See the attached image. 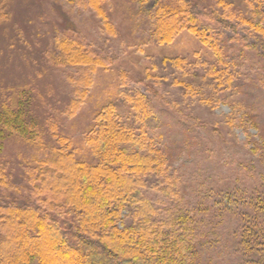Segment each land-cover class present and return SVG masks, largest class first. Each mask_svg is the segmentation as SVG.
Wrapping results in <instances>:
<instances>
[{
  "label": "rangeland",
  "instance_id": "1",
  "mask_svg": "<svg viewBox=\"0 0 264 264\" xmlns=\"http://www.w3.org/2000/svg\"><path fill=\"white\" fill-rule=\"evenodd\" d=\"M72 1L0 0L7 16L0 19V90H30L32 112L42 128H47L48 120L56 127V134L46 133V143L59 140L76 159L91 163L96 157L85 143L86 136L98 110L114 104L128 125L137 132L144 127L156 147L166 153L182 179L185 202L199 226L203 223L209 230L197 241L196 264H251L237 245L243 217L253 213L245 219L255 224L251 198L264 193V90L257 81L264 74V46H242L231 40L232 32H223V60L239 72L240 80L236 82L239 92L218 100L208 95L210 87L199 78L201 65L192 64L216 57L194 34L184 29L170 42L157 41L154 13L160 5L173 6L177 0H104L108 28L92 8ZM191 1L201 9L213 4V0ZM230 1L244 5L243 0ZM259 19L264 16L254 20ZM71 29L113 62L106 69L96 68L87 88L79 86L78 91L85 89L83 99L69 112L71 99L78 97L74 81L83 75L82 70L54 67L48 57L56 54L59 39ZM166 57L185 59L191 72H181L164 61ZM176 75L183 87L173 84ZM136 92L147 101L142 121L127 102V95ZM238 101L248 108L236 117L232 105ZM0 144V164L7 177L0 186V203L24 204L29 183L19 156L28 159L35 150L14 137ZM250 231L252 248L257 233Z\"/></svg>",
  "mask_w": 264,
  "mask_h": 264
},
{
  "label": "trees",
  "instance_id": "2",
  "mask_svg": "<svg viewBox=\"0 0 264 264\" xmlns=\"http://www.w3.org/2000/svg\"><path fill=\"white\" fill-rule=\"evenodd\" d=\"M103 1L72 2L92 8L108 28ZM243 4L213 0L212 6L201 9L191 0H177L173 6L160 5L154 13L158 43L172 41L185 29L216 57L192 64L201 65L199 78L210 87L208 95L218 100L239 92L240 80L239 72L223 60V32H232L231 40L242 46H264V20H254L264 16V0ZM2 11L0 5V19L5 20ZM58 42V52L48 57L49 63L80 68L83 73L74 81L78 97L70 101L72 112L84 96L85 89L80 92L79 86L87 88L94 70L108 68L113 59L93 49L73 29ZM166 60L181 72H191L183 58ZM263 75L257 81L264 90ZM173 84L183 87L177 75ZM127 102L142 121L147 115L145 96L136 92L127 95ZM245 108L235 102L232 115L246 114ZM45 129L32 112L30 90H0V141L14 137L35 150L28 159L19 156L29 183L26 202L0 203V264H30L34 259L38 264H196L197 241L209 230L203 223L199 226L181 194V177L144 127L137 132L114 104L103 105L85 140L96 157L94 163L76 159L59 140L47 144L46 133L56 134V127L48 120ZM4 170L0 164V186L7 181ZM256 194L251 198L256 225L245 219L253 213L243 217L237 248L251 258V264H264V254H259L264 253V193ZM249 228L257 233L252 248Z\"/></svg>",
  "mask_w": 264,
  "mask_h": 264
}]
</instances>
